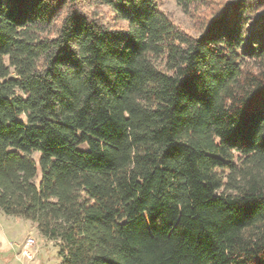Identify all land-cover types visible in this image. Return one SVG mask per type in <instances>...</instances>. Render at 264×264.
<instances>
[{
	"label": "trees",
	"instance_id": "trees-1",
	"mask_svg": "<svg viewBox=\"0 0 264 264\" xmlns=\"http://www.w3.org/2000/svg\"><path fill=\"white\" fill-rule=\"evenodd\" d=\"M175 1L196 34L155 0H0V209L59 264H264V0Z\"/></svg>",
	"mask_w": 264,
	"mask_h": 264
},
{
	"label": "rangeland",
	"instance_id": "rangeland-1",
	"mask_svg": "<svg viewBox=\"0 0 264 264\" xmlns=\"http://www.w3.org/2000/svg\"><path fill=\"white\" fill-rule=\"evenodd\" d=\"M155 2L157 9L164 12L175 24L190 34H196L195 20L186 14L175 0H155ZM85 8L90 9L88 6ZM101 8L111 15L107 7L102 6ZM10 71L11 76H14L12 68ZM31 156L37 163L39 154L33 152ZM242 157L241 154L234 153L232 161L238 164ZM219 173L225 176L227 171L220 170ZM39 177L40 171L38 169L35 180L37 181ZM3 235L6 238L5 245L9 244V250H4V242L1 241ZM27 237H32L36 241L31 246L32 259H27L21 255L22 244ZM34 246L37 247V251ZM36 258H40L42 264H59L62 259L57 243L44 237L34 222L21 216L8 215L0 209V264H31Z\"/></svg>",
	"mask_w": 264,
	"mask_h": 264
},
{
	"label": "built area",
	"instance_id": "built-area-1",
	"mask_svg": "<svg viewBox=\"0 0 264 264\" xmlns=\"http://www.w3.org/2000/svg\"><path fill=\"white\" fill-rule=\"evenodd\" d=\"M35 240L32 237H27L21 248V255L27 259H32L33 257V252L31 250V246H33Z\"/></svg>",
	"mask_w": 264,
	"mask_h": 264
},
{
	"label": "crops",
	"instance_id": "crops-1",
	"mask_svg": "<svg viewBox=\"0 0 264 264\" xmlns=\"http://www.w3.org/2000/svg\"><path fill=\"white\" fill-rule=\"evenodd\" d=\"M1 241H3L4 243H3V247H4V250H9L10 249V247H9V244L8 245H5L6 243V238H5V236L3 235V237L1 238ZM36 242V241H35ZM35 242H34V244H35ZM5 245V246H4ZM34 249L37 251V247H35L34 246ZM27 264H30V263H27ZM31 264H42V262H41V260H40V258H36L35 260H34V262H32Z\"/></svg>",
	"mask_w": 264,
	"mask_h": 264
}]
</instances>
